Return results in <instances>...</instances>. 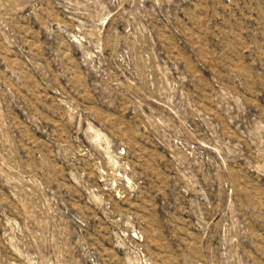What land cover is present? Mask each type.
<instances>
[{
    "label": "rangeland",
    "instance_id": "rangeland-1",
    "mask_svg": "<svg viewBox=\"0 0 264 264\" xmlns=\"http://www.w3.org/2000/svg\"><path fill=\"white\" fill-rule=\"evenodd\" d=\"M0 264H264V0H0Z\"/></svg>",
    "mask_w": 264,
    "mask_h": 264
}]
</instances>
